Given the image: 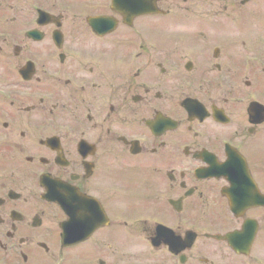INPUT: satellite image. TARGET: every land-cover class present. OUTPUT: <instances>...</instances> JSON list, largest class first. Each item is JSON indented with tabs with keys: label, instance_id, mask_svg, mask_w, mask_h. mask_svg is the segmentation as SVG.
Returning <instances> with one entry per match:
<instances>
[{
	"label": "flooded vegetation",
	"instance_id": "1",
	"mask_svg": "<svg viewBox=\"0 0 264 264\" xmlns=\"http://www.w3.org/2000/svg\"><path fill=\"white\" fill-rule=\"evenodd\" d=\"M0 264H264V0H0Z\"/></svg>",
	"mask_w": 264,
	"mask_h": 264
}]
</instances>
